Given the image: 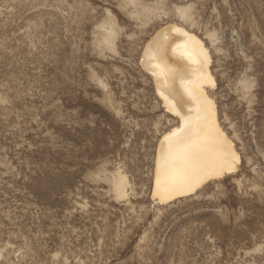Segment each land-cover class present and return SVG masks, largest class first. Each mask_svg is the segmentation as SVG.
Listing matches in <instances>:
<instances>
[{
  "label": "rangeland",
  "instance_id": "374dc122",
  "mask_svg": "<svg viewBox=\"0 0 264 264\" xmlns=\"http://www.w3.org/2000/svg\"><path fill=\"white\" fill-rule=\"evenodd\" d=\"M169 25L209 50L241 164L162 203L143 60ZM0 264H264V0H0Z\"/></svg>",
  "mask_w": 264,
  "mask_h": 264
},
{
  "label": "bare ground",
  "instance_id": "6f19581e",
  "mask_svg": "<svg viewBox=\"0 0 264 264\" xmlns=\"http://www.w3.org/2000/svg\"><path fill=\"white\" fill-rule=\"evenodd\" d=\"M143 61L173 116L156 149L154 197L171 203L235 173L241 156L223 130L216 103L207 91L216 81L203 41L169 25L152 38Z\"/></svg>",
  "mask_w": 264,
  "mask_h": 264
}]
</instances>
